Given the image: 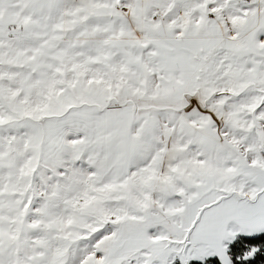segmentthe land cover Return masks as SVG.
Masks as SVG:
<instances>
[{
  "label": "snow or ice",
  "instance_id": "6c2138e0",
  "mask_svg": "<svg viewBox=\"0 0 264 264\" xmlns=\"http://www.w3.org/2000/svg\"><path fill=\"white\" fill-rule=\"evenodd\" d=\"M0 264H264V0H0Z\"/></svg>",
  "mask_w": 264,
  "mask_h": 264
}]
</instances>
